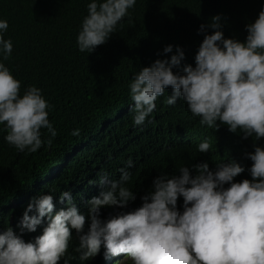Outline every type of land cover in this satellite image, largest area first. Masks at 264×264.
Segmentation results:
<instances>
[{
  "label": "trees",
  "instance_id": "1",
  "mask_svg": "<svg viewBox=\"0 0 264 264\" xmlns=\"http://www.w3.org/2000/svg\"><path fill=\"white\" fill-rule=\"evenodd\" d=\"M185 131L196 178L157 177ZM61 197L264 264V0H0V264H37L53 226L23 218Z\"/></svg>",
  "mask_w": 264,
  "mask_h": 264
},
{
  "label": "clouds",
  "instance_id": "2",
  "mask_svg": "<svg viewBox=\"0 0 264 264\" xmlns=\"http://www.w3.org/2000/svg\"><path fill=\"white\" fill-rule=\"evenodd\" d=\"M198 141L187 131L183 135L169 137L164 143L158 141L156 151L159 172L156 176L163 179L185 173L190 178H196L197 166H182L181 162L184 149L189 146L193 155L201 154L202 144ZM206 145H209L208 140ZM172 169L175 171L170 173ZM211 180L212 183L216 182L220 195L226 194V182L216 178ZM89 206L88 203L73 206L61 197L36 208L30 216L23 218L34 227H42L47 221L53 226V241L41 245L37 264L55 262L63 254L62 247L74 251L75 260L79 264H123L128 259L148 264H207L199 244L183 231L172 229L170 232H162L161 226L144 221L137 213L120 210L106 215L108 225H97V221L86 224L89 222ZM107 226L114 230L102 234L101 229Z\"/></svg>",
  "mask_w": 264,
  "mask_h": 264
}]
</instances>
